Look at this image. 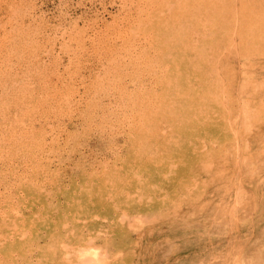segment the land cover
Instances as JSON below:
<instances>
[{"label":"rangeland","instance_id":"obj_1","mask_svg":"<svg viewBox=\"0 0 264 264\" xmlns=\"http://www.w3.org/2000/svg\"><path fill=\"white\" fill-rule=\"evenodd\" d=\"M181 1L145 0L146 6L143 4V0H0V212L5 213L3 217L6 222L3 232L8 228L7 226L16 220V223L22 228L28 232L33 230V236H38L48 223L56 222L63 225L59 227H64L62 220L66 219V222L72 218V221L79 223L82 219L89 220L90 213H94L93 211L102 213L101 216L107 213L109 221L113 220L111 223L114 233L117 231L118 224H122L118 216L120 217L123 209H120L122 211L120 213L110 207L112 204L110 205L109 201L106 200L107 202H105L102 198L98 201L92 196L91 199L94 201L92 203L87 202L89 206L85 207L91 212L81 210L80 214V210L77 209L78 206L75 207L74 205L77 201L85 202L84 197H82L85 191L71 189L69 193H66V188L57 190V187L61 181L64 184L70 182L74 185L75 181L80 180L83 170L90 172L94 168V175L111 181L110 187L113 189L109 187L107 192L113 194V198H117L118 193L123 190V186L120 187L119 184L112 182L111 179L114 177L110 174L116 167L113 168L110 165L116 164L119 167L123 161L116 160L115 154L114 158L111 159L113 152L119 151L122 154V159L127 157V151H135L136 153L138 151L135 149L136 143H145L147 131L164 137V134L156 129L157 123L155 122L154 124L150 123L153 130H146L143 140H139V132L137 135L136 133H125L127 127L125 124L123 130L111 124L117 120L116 115L122 110L120 103H128L127 100H131L138 89H145L144 94L152 88L157 90L154 91L155 93H160V90L166 85L165 81L159 82L160 77L158 79L152 77L154 70H156V75L161 74L162 66L159 65L160 71L157 63L154 62H158L163 55L161 53L157 56L158 50L155 55L150 50H145L153 46L143 39L141 31H154L152 40L156 43L160 42L159 48L164 46L167 49L165 42H170L176 36L181 38L185 34V31L182 33L180 31L186 27V18L176 19V16L173 17L176 13V15L183 14V16L196 15L193 17L196 22L194 30L200 41L206 40L199 37L200 33L206 32V35L209 36L210 32H216L214 28H208L205 24L201 26V22L198 23V16H205L206 14V12L200 14L196 8L199 3L194 7L190 3L191 1ZM221 1H223L225 8L221 19L225 22L221 24L230 23L231 19L238 20L230 15L227 7L231 3L238 4V0ZM151 4H153V8ZM155 4L157 5L155 6ZM232 7L235 8L236 12L240 10L236 5ZM136 13H140V16L136 17L138 15ZM160 17L163 18V21L160 20L158 27L151 26V24L156 25L154 22L158 21L157 19ZM136 18L141 19L138 21ZM199 20L201 21L200 18ZM246 21L240 23L238 20L239 26L234 27L233 32H243L247 28L244 23ZM132 22H134L132 30L140 32H138V36L135 35L137 41L135 40L129 48L124 46L123 49H120L119 46L123 42L119 38V32L125 38L124 30ZM24 31L31 35L33 33V35L27 34L26 36ZM158 32L161 34L159 37L163 40L156 38ZM238 37V34H234L233 38L237 40ZM245 43L247 42H242L241 46L238 45L240 49L237 51L242 55L248 50L256 52L248 51L246 59L242 60L239 59L240 55L236 53L237 56L232 55V59L227 62L226 66L220 62L222 57L215 60L214 56L212 61L215 60L217 63L215 62V65L209 64V69L205 70L204 74L206 77L207 72L210 71L209 78L204 81L208 82L210 87L212 83L219 84L220 93L223 92L225 95L223 103L226 105L225 108H222L219 103L222 96L218 97L216 101L215 95L211 93L206 112L212 107L214 110H218V114H216L217 112L211 113V118L218 115L219 118H223L224 113L222 112H227L224 114L225 120L230 121L232 128L223 129L224 123L219 122V125L211 123L213 127H203L205 131L207 128L208 131L210 130L209 133L211 132L208 142L207 140L201 144L199 142H185L189 138L183 139L181 137L180 142L171 144L169 147V152L173 153L170 161L174 163V168L169 172L171 180L165 186L164 191L167 193L164 192V196L166 194L167 198L168 196L172 198L175 195L176 192L173 193L170 190L173 183H175L176 189L181 187L182 183H188L193 178L194 190L201 192V194L203 192V196L209 192L210 196L214 198L213 202L216 209L211 206L197 209L196 203L179 197L177 200L178 208L174 206L175 213L173 216L170 215L169 220L167 217L163 219V216L159 214L158 223L155 222L154 225L143 227L144 236L140 237L139 243H134L136 245L135 256L130 251L126 252V256L128 254L130 256L127 260L128 264H164L163 260L167 257L166 249L171 245H173V251L167 257L168 264H180L181 261L183 264H220L225 259L222 253L225 252L226 247L223 244L230 243V237L232 238L237 233L239 239L241 237L248 238V236L254 239L255 236L258 238L260 233H264V50L261 49L263 54L257 55L256 53L262 52L259 50L262 42L257 48L249 47L252 42L248 43V46ZM244 44L248 48H245ZM174 47L175 50L178 45ZM110 52L113 54L112 59L114 61H111ZM134 52L137 53L132 57L137 58L138 61H142L146 57L143 63H138L137 66L132 63L128 64V62L120 63L123 60L128 61L127 58L123 57L124 53L134 54ZM139 52L145 57L138 55ZM115 63L118 68H113ZM121 65H124L125 67L122 68L125 69H121ZM217 67L218 81H216L215 72L213 73ZM169 68L174 69L175 65ZM150 79L153 82H150ZM193 81L188 82V84L190 90L195 91ZM171 83L173 85V82ZM120 84L122 86L126 84L129 92L118 97L117 94L120 90L118 92L116 87H119ZM241 88L243 93L239 94ZM216 89L218 90V87ZM163 98L170 99L166 95ZM111 101L115 103L109 104ZM189 101L188 98H183L178 102V106L182 103L181 106L185 109ZM241 105L245 106L242 107ZM192 107L195 108L191 103L187 107L188 109H185L183 116H181L182 121H186V118L193 115H196L194 122L197 125L200 121L209 119L205 112L203 114L193 112L190 115L188 111ZM224 109L226 110L224 111ZM240 109L248 112L250 117L243 119L246 113L240 114ZM98 113H100V120H98L97 127L90 128L88 125L89 116L98 115ZM203 117L204 120H201ZM101 121L103 122L99 124ZM157 122H160L158 116ZM116 123L118 124L117 121ZM170 126H174V122ZM198 130L204 132L202 129ZM172 131H177V129L173 128ZM195 136L199 138V136ZM193 139L195 138L190 140ZM202 144L201 149H198L197 146ZM82 160L83 162H81ZM246 160L247 163L252 162V167L256 162L260 166L258 171L245 165L247 164ZM74 163L76 165H73ZM205 163L207 164L206 167ZM199 165H204V168L196 170ZM164 167L167 168L166 165ZM41 168L43 171L40 170ZM127 173L125 168V174L122 175L126 177ZM193 174L195 175L192 176ZM48 175L51 177V181ZM30 180H32L31 183ZM27 181L34 185L30 186ZM99 183L101 184V179ZM68 185L67 188H69ZM34 186H38V188L36 189ZM97 186L99 184L94 186L92 195L98 193L100 188L96 189ZM215 186H217L216 188L221 186V189L218 191L214 188ZM226 188L228 192L224 194ZM235 189V192L242 190L243 200L246 199L243 204L249 201V197L251 202L249 201L247 207L249 213L247 218L241 219V221L235 220L236 226L230 230L231 234H228L229 231L227 232L228 229H226L228 223L226 225L220 223L216 227L217 219L209 223L211 221L209 218L212 213L213 215L214 213L220 215L217 207L220 202L219 196L224 202L223 206L229 209L231 205L229 200L232 195L230 191L234 193ZM41 191L42 193L39 194ZM100 193H105V190L101 188ZM252 194H255L256 197ZM35 195L40 196L35 197ZM69 195L72 197V207L74 206L72 208L69 205L72 212L69 210L70 207H67ZM30 198L34 200H30ZM91 199L90 201H92ZM15 200L17 202H14ZM36 201H39V204ZM164 201L159 204L161 210L165 206ZM49 202L50 204H48ZM26 204L29 205V208ZM17 205L18 214H16ZM12 206L15 208L12 209ZM50 207L56 212H53ZM135 207L136 204H131L130 206L123 205L122 208H126V212L130 215L135 212ZM139 208L144 210L145 205H141ZM258 209L260 210L258 211ZM64 212L65 216L67 215L66 218ZM56 213L58 214L56 215ZM75 214L81 215V217H77L79 220L76 219ZM239 217L238 215V219ZM123 222L124 227L126 226L125 230L130 232L128 221ZM55 230L56 228L54 229L53 226L48 232ZM132 234L137 240L136 235ZM29 236L30 234L27 233V236L24 234L23 238L29 239ZM116 237L117 234H115ZM167 238L170 239L169 245L168 242L165 243ZM40 242L42 245L43 241ZM160 244L162 245L159 248ZM213 244L215 245L213 246ZM23 251L21 256L25 259L35 260V256L44 253L45 247L37 248L32 252L24 249ZM7 253L9 252H1L5 257L11 258L12 253ZM154 255L158 256L154 258ZM236 258H233V262ZM42 259L44 258L42 257ZM230 260L232 259L226 258L221 264H226L227 261H229L227 264H231Z\"/></svg>","mask_w":264,"mask_h":264},{"label":"bare ground","instance_id":"obj_2","mask_svg":"<svg viewBox=\"0 0 264 264\" xmlns=\"http://www.w3.org/2000/svg\"><path fill=\"white\" fill-rule=\"evenodd\" d=\"M138 1H140V0H138ZM188 1H191L190 3L194 7H195V5H197L199 3V5H197L196 8L199 10L200 14H203L206 12L205 16L204 15L198 16V20H197L198 23L201 22L200 23L201 26L203 24H205L208 28L212 27L216 30V32H210L209 36H208V34L206 35V32H204L203 34L200 33L199 37L202 40H204V38L206 39L204 41H200L199 38L195 35L196 31L194 30V28L196 26V22H195V18H193V17H196V15H189L188 14L187 16H183V14L182 15L181 14L176 15V13H175V15H173V17L176 16V19L182 18V17L186 18L185 19L186 27L180 31V33L185 31V34L183 36H181V38H180V36H176L175 38L171 39L170 42H165L167 44V49L161 45L163 48L162 49V48H159L160 42L156 43L154 40H152L153 35H154L153 34L154 31H149V30L145 31L142 29L143 31H141V32L143 35H141V36L143 37V39L148 44H151L153 46L152 48L145 49V50H150V52L153 53L154 55L158 50L159 53H156V55L158 56L161 53L163 55V57L160 58V60L158 62H156V61L154 62V63H157L159 70H160L159 65L162 66L163 70H162L161 74H159V75H156L155 74L156 70H154L152 73L153 74L152 77L157 78V79H158V77H160L159 82L161 83L162 81H165L166 85L163 86V88L160 90V93H155L154 91H157V90H154L152 88L151 90H149V92L147 90V93L144 94L145 89H138L133 94L134 97H132L131 100H127V101H129L128 103H126V102L120 103L121 104L120 108H122V110H121V112L117 111L118 114L116 115V117H117L116 121L118 122V124L116 123V121L112 122V124H111V125H114L115 127L117 126L118 128H121L122 130H123V127L125 124L127 126L125 128V133H128V134L129 133H136V135H137V133L139 132V136H140L139 140H143L144 133L146 132V130H148V129L153 130V128H151V126H150V123L154 124V122H155V123H157L156 129H158V131H161L164 134V137H162L160 134L147 131V133L145 135V136H147V139H145V143H141V142L136 143L137 147H135V149H138V151L136 153H135V151H132V152L127 151V157H124L122 159L121 158L122 154L119 151L113 152V155H112L113 157L111 159L114 158V154H115V156L117 157L116 160L119 159V160L123 161L122 165L121 166L119 165V167L116 164L110 165L113 168L116 167L115 170L113 172H111V174H110V175H113V177H114L111 179L112 182L114 184L115 183L119 184L120 187L123 186V190H121V192L118 193L119 196L117 198H113V194H111L110 192H107L108 189L112 188V187H110L111 181L109 179L106 181L104 179V177H97V175H94L95 174L94 168L91 169L92 171L90 170V172H88L89 170H85V171L83 170L81 175H80V180L78 182L75 181L74 185L70 182L64 184V182L61 181L60 185L58 184L59 187H57V190L58 189L64 190L66 188V190H65L66 193H69L71 191V189L72 190L73 189L74 190L75 189L76 190L81 189V190L85 191L84 195L82 196V197H84L85 202L80 203L79 201H77V203H75V205L73 204L75 207L78 206L77 209L80 210V212H79L80 214L82 211L91 212L90 210L86 209L85 207L89 206L87 202L92 203L94 201L91 199L92 196H94V199H97L98 201L101 198L105 202L109 201V204L113 205V206L112 205L111 206L109 205V206L111 208H113V210H116L120 213L122 212V211H120V209H123L124 211L121 213L120 217L118 216V218H120L119 221L122 222V224L121 223H120V225L118 224V227H117L118 229H116L117 231H115V233H114V231L112 229L113 220L109 221V217H108L107 213H105L103 216H101L102 213L93 211L94 213H90V219L89 220H85V219L83 220L82 219L81 221H79L80 224L77 221H72V218H70L71 220L69 219L70 221H66V222H65L66 219L62 220L64 227H59V226H63V225L56 223V222H52L50 224L48 223L45 226L44 230H42V232L39 231L40 233L38 236H33V234H32L33 230L30 229L31 231L28 232L26 229L22 228L20 225H18L16 223V220L13 221V223L11 225L7 226L8 228L3 232V228L6 225V222L4 221V217H3V215L5 213L0 212V234L2 235V236L0 235V264H128L127 260H128V258H130V256H129V254H128V256H126V254H127L126 252L130 251L132 254L134 253V256H135L136 245L134 243L135 242L139 243L142 236H144V234L142 233L143 227L148 226V225H154L155 222L158 223L159 214H160V216H163L162 217L163 219H165L164 217H167V219L169 220L170 215L173 216L175 213L174 212L175 207L178 208L177 200H179V197L183 198V199H189L192 202L196 203L197 209H200V207L205 208L206 206L207 207L211 206L213 209H216L215 203L213 202L214 198H212L210 196L209 192L205 196H203V192L201 194V192L194 190L195 185H194V179L193 178L188 183H182V186L177 187L176 189H175L176 185H175V183H173L170 186L171 187L170 190H172L173 193L176 192L175 195H173L172 198L169 196L167 198L166 194L164 196V192L167 193V191H164L165 186L171 180L169 178V172L172 171V169L174 168V163H172L170 161L173 153L169 152V147H171V144L174 145V144L180 142L181 137L183 139L185 137L189 138V139L187 138L188 141L185 140V142H199L200 144L203 142H206V140L208 142V140H210L209 137H210L211 132L209 133L210 130L208 131L207 128L205 131V129L203 127H213L211 123H213V125L214 124L219 125V122H220L221 124H223V123L225 124L223 129L224 128L225 129L232 128V127H230L231 126L230 121L225 120L226 117L224 114H226L227 112L226 113L222 112V113H224L223 118H221V117L219 118V115L217 117L211 118V115H212L211 113L218 111V110L217 111L214 110L213 107L208 112H206L208 110V107H206L208 104L207 102H210L211 93H213L215 95L216 101H217L218 97L222 96L221 101H219V99H218L222 108H225L226 105H224V103H223V101H224L223 97L225 95L223 94V92L220 93L219 84L217 85V83L216 84L212 83V86H211L212 89H211L208 82L206 83L204 81V80L209 78L210 71L207 72L206 77L204 76V74L209 69V64L215 65V62H216L215 60H218L219 57H222V59L220 60L222 65L226 66L227 62L230 59H232V55H236V53H238L240 55L239 59L242 60V59H246L245 57H247V54L249 52H253V53L256 52V51L248 50L249 52L247 51L246 53H244V55H242L239 51H237L238 49H240L238 47H240L242 45L241 44L242 42H247V43H245V44H247V46H248V43L250 44V42H252L251 45L249 46L250 48L251 47L257 48V46L260 45V42H262L261 47H259L260 48L259 50H261V49L264 50V0H238V4L231 3L230 5L227 6L229 8L230 15L233 18L236 17L240 23L247 20L246 22H244L245 27H247V28H245L243 32L242 31L233 32L234 27L237 28L239 26L238 20L231 19L230 23L227 22L225 24H221L222 22L223 23L225 22L224 20L221 21L222 15H223L222 13H224V10H225V8L223 6V1H221V0H188ZM225 1H227V0H225ZM180 2H182V1L180 0ZM145 3H146L145 0H143V4H145ZM156 5L157 4H155V6ZM234 5H236L238 8H240V10L236 12L235 8L232 7ZM151 7L153 8V4H151ZM181 10H182V8H181ZM145 11L147 12V10H145ZM259 13H261V14H259ZM136 14H138L136 17L140 16V13H136ZM199 18L201 19V21L199 20ZM136 19H138V18H136ZM140 19L141 18H139L138 21H140ZM157 20L158 21L154 22L156 25L151 24V26L158 27V23L163 21V18L160 17V19L158 18ZM218 21H220V22L218 23ZM164 22H165V20H164ZM133 23L134 22H132L130 26H127L128 28H125V30H124L125 38H123V36H121V32H119V34H120L119 38L122 39V42L124 44V45L121 44V46H119L120 49H123L124 46H126V48H129V46L135 40L137 41L136 36H138V34L140 32L139 31L134 32L132 30ZM27 31H28V28H27ZM229 31H231V32H229ZM27 34H28V32L26 33V36H27ZM234 34L239 35L237 40H235L233 38ZM28 35H31V34H28ZM32 35H33V33H32ZM157 35L158 36L156 38H160L163 40V38L159 37L161 35V34H159V32ZM31 36H29V37H31ZM12 44H13V41H12ZM23 44H24V42H23ZM176 45H178V47H176V49L174 50V48H175L174 46H176ZM238 45H240V46H238ZM247 46L245 45V48H248ZM255 50H257V49H255ZM165 51H166V53H164ZM242 51H243V47H242ZM136 53L135 52H134V54L133 53L132 54L124 53L123 57H125V59L127 58L128 61L123 60L120 63L124 64V62H128V64L132 63L136 66L138 65V63L139 64L143 63L144 60L146 59L144 54L141 55V53L139 52L138 55H141V57L143 56L145 58H143L142 61H138L137 58L132 57L133 55L135 56ZM215 53H216V55H215ZM256 54L257 55L263 54V51L260 53L258 52ZM112 55L113 54L110 52L111 61L113 60ZM150 55L152 56V54H150ZM157 56H156V58H157ZM214 56H215V60L212 61ZM248 61H250V60H248ZM114 65L115 66H113V68L114 67L118 68L116 63ZM173 65H175V68L170 69L169 67H171V66L173 67ZM123 66L124 65H121V69H125V68H122ZM141 66H143V65H141ZM141 66H139V67H141ZM218 67H220V65H218ZM218 67L213 71V73L215 72V77L217 78L216 81H218V70H217ZM121 69H117V70L122 71ZM158 69H157V71H158ZM149 72H151V71H149ZM222 78H223V75H222ZM118 80H121V79H118ZM192 80H194L193 84L196 88L195 91L190 90V88H189L188 82H190ZM212 81H213V79H212ZM112 82L115 83V81H112ZM150 82H153V80L150 79ZM171 82H173V85ZM154 83H155V81H154ZM116 85H119V84H116ZM152 86L154 87V85H152ZM216 87H218V90L216 89ZM116 89H117V91L120 90V92L118 91L119 93L117 94L118 97L124 96L125 94H128L127 92H129L128 86L126 84L124 86H122L120 84V86L116 87ZM151 91H153V92H151ZM242 91H243V89L241 88V91L239 94H241ZM148 95H149V97H148ZM164 95H166L170 99L163 98ZM128 96H126L127 99H128ZM110 97H108V98H110ZM237 97H239V96L237 95ZM183 98H188L190 100L186 104L187 107L191 103L195 106V108L192 107L189 109L188 113L190 115H192L193 112H199L201 114H203L205 112L206 116H208L209 119H206L205 121H200L198 125L196 124V122H194L196 115L189 116L188 118H186L187 119L186 121H182L181 116H183V112L185 111V109L186 110L188 109L187 107L184 109V107L181 106L182 103H180V105L178 106V102L180 100H183ZM211 98H212V100H214L213 97H211ZM208 99H209V101H208ZM156 102H158V103L156 104ZM111 103H115V102H113V101L109 102V104H111ZM113 106H114V104H113ZM241 106L244 107L245 105H241ZM195 109H197V110H195ZM225 110L226 109H224V111ZM107 111H109V110H107ZM99 114L100 113H98V115ZM216 114H218V112ZM240 114H245V116H243L245 118L242 117L243 119H247V117L248 118L250 117V114H248V112H244L242 110L240 111ZM98 115L89 116L88 125L90 128H93V126L95 128L97 127L98 120H100L99 119L100 115L99 116ZM156 115L158 116L160 122H157V116ZM123 117H124V121H123ZM236 118H237V116H236ZM201 120H204V117ZM102 122L103 121H101L99 124H101ZM173 122H174V126H170V124H173ZM173 128L177 129V131L173 132L172 131ZM198 129H202L204 132H201ZM195 135L199 136V138H196ZM232 136L234 137V135H232ZM193 137L195 139H193L191 141L190 139ZM212 139L213 138H211V140ZM182 142H184V141H182ZM201 146H203V144L198 145L197 148L201 149L200 148ZM50 161H49V163H50ZM81 162H83V160ZM246 163H247V160H246ZM259 164H261V163H259ZM73 165H76V164L74 163ZM165 165L167 168L164 167ZM204 165H205V167L207 166L206 163ZM204 165H199L198 167H196V170L199 168H202V167L204 168ZM245 165H247L248 167H252L253 164H252V162H248ZM41 167H42V165H41ZM74 167H76V166H74ZM254 167H252V168L255 171H258L257 169L260 166L255 162ZM125 168L128 172L126 174V177L122 175V174H125ZM40 170H42V168ZM120 172H121V174H119ZM129 173H130V176H128ZM49 175H48V178H50V181H51L52 175H50L51 177ZM194 175L195 174H193L192 176H194ZM62 176H65V175H62ZM75 177L77 178V176H75ZM70 178L73 179V177H70ZM100 179H101V184L99 183ZM31 181L32 180H30L29 182L31 183ZM20 182L22 183V180ZM85 182H87V184L84 185ZM39 183H40V181H39ZM67 184H69L68 185L69 188L66 187ZM97 184H99V186H97L95 188L96 189L102 188L103 190H105V193L101 194L100 189H99L98 193H96L95 195H92V193H93L92 190L94 189V186H96ZM33 185L34 184H30V186H33ZM37 185H39V184H37ZM47 185L49 186V184H47ZM43 186H45V185H43ZM86 186H88V187H86ZM237 186H238V184H237ZM35 187L36 186H34V188ZM41 187H42V183H41L40 189H41ZM45 187H47V186H45ZM216 187L217 186H215L214 188L216 190L218 189V191L221 189V186H219L218 188H216ZM37 188H38V186L36 187V189ZM49 188H50V186H49ZM51 189H49V190H51ZM89 191H92V192L89 193ZM235 191H236V189L234 190V193H233V191H230L232 193V195L230 196V200L228 199L229 204H231L229 206V209H226L223 206L224 202L221 200V197L219 196L220 202H219L217 207L219 208L220 215H215V213L213 215V213H212V214H210L211 217L209 218L211 220L209 223H211L214 219H217L216 227H218L220 223L222 225H226L228 223L227 224L228 226H226V229H228L227 232L229 231L228 234H231L230 230L235 228L234 227V226H236V223L234 224L235 220L241 221V219L245 220L247 218V216L249 214L247 207L249 205V201L251 202L250 197H249V199H248L249 201H246L243 204V201L246 199L243 200L244 197L242 196L243 194H241L242 190H238L237 192H235ZM227 192H228V189L227 188L224 189V194H226ZM41 193H42V191L39 194H41ZM32 194L34 195L35 192ZM252 195L254 197H256L255 194H252ZM39 196L35 195V197H39ZM32 199L33 198H30V200H32ZM36 199H38V198H36ZM57 199L59 201V198H57ZM90 199L92 201H90ZM38 200L40 201V199H38ZM71 200H72V197L69 195L67 197L68 203L66 201V203L68 204V205L66 204L67 207L69 205L72 207V201ZM39 201L38 202L36 201V202L39 204ZM49 201H51L50 198H49ZM162 201H164L163 204L165 206L161 210L160 209L161 205L159 206V204H162ZM14 202H17V200H15ZM120 202H122L123 204ZM62 203L64 204L63 201H62ZM48 204H50V202ZM131 204H136V207H135L136 210H135V212H133L132 214L129 215V213L126 212V210H125L126 208L124 209L122 207H123V205L130 206ZM155 204H157V205H155ZM59 205H56V206H59ZM141 205H145L144 210L139 208ZM26 206H27V204H26ZM48 206H47V208H48ZM56 206H54V207H56ZM74 206L72 208H74ZM252 206H254V205H252ZM71 207L69 209L70 211L72 209ZM257 207H258V205H257ZM11 208L13 209L15 207L12 206ZM17 209H18V205L16 206V214H18ZM51 210H53V209L51 208ZM74 210H76V209H74ZM259 210L260 209H258V211ZM54 211L55 210H53V212ZM252 211H254V210H252ZM76 212H77V210H76ZM84 212H83V214H84ZM58 213H56V215ZM63 214L65 216V212ZM66 214H67V212H66ZM113 214L115 215V213H113ZM50 215H51V213H50ZM75 215H76L75 216L76 219L79 216L81 217V215H78V214H75ZM116 215H118V214H116ZM238 215L240 216L239 219H238ZM66 216H65V218H66ZM72 216H73V214H72ZM84 218H86V217L84 216ZM77 220H79V219H77ZM125 220L128 221V227L130 229V232L125 230L126 226L124 227V224H123L124 223L123 221H125ZM57 221L59 222L60 220H57ZM53 226H54V229L56 228V230L54 232H52V231L48 232V230L51 229ZM27 233L30 234V236H29L30 238L29 239L23 238V235L26 234V236H27ZM132 233H134L136 235L137 240H135ZM115 234H117L118 240H117V237L115 238ZM149 236H151V235H149ZM226 236H228V235H226ZM131 237H133V238H131ZM246 238L241 237L239 239L237 236V233L235 234V236L233 235L232 238L230 237L231 242L227 243V244H223L226 247L225 252L222 253V255H224L223 257H225V259L231 258L232 259V260H230L231 264L232 263L233 264H264V242H263L264 241V233H260L258 235V238H257V236H255L254 239L251 236H248L247 239ZM40 241H43L42 245L40 244L41 243ZM167 242L169 245L170 244L169 238H167V240L165 241V243H167ZM161 245L162 244H160L158 247L160 248ZM214 245L215 244H213V246ZM43 246L45 247L44 253H42L41 255L39 254L38 255L39 257L34 255L36 257L35 260L30 259V258L25 259L23 256H21L24 253L23 249L25 251L30 250L29 252H32V251L36 250L37 248H41ZM154 249H155V247H154ZM172 251H173V245L168 246L166 249L167 257H169V254ZM1 252L2 253L3 252H9V253L11 252L12 257L7 258V256L5 257L4 254H1ZM9 253H7V254H9ZM155 256L157 257L158 255H154L153 257L155 258ZM236 256H237V258H236ZM42 257L44 259H42ZM167 257H165V259L163 260L164 264L169 263L167 260ZM233 258H236V260L234 259V262H233ZM225 259L222 260V262L225 261ZM213 260H216V259H213ZM183 261H185V260H183ZM211 261H212V259H211ZM211 261H209V262H211ZM181 262H180V264H183ZM228 262L229 261H227V263ZM184 264H186V263H184Z\"/></svg>","mask_w":264,"mask_h":264}]
</instances>
